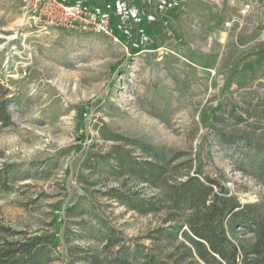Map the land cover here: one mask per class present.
I'll list each match as a JSON object with an SVG mask.
<instances>
[{"label":"rangeland","instance_id":"374dc122","mask_svg":"<svg viewBox=\"0 0 264 264\" xmlns=\"http://www.w3.org/2000/svg\"><path fill=\"white\" fill-rule=\"evenodd\" d=\"M134 2L144 13L122 22L129 33L118 42L38 30L26 21L25 0H0V101L12 120L0 124V228L10 230L0 229V244L55 235L52 264H84L87 252L109 257L111 233L151 246L145 238L164 215L130 211L106 195L121 179L87 167L117 145L140 155L132 140L187 152L264 218L263 182L237 170L250 147L264 150V0ZM125 189L161 196L133 180ZM226 226L232 243L251 242L247 228L231 219Z\"/></svg>","mask_w":264,"mask_h":264},{"label":"trees","instance_id":"16d2710c","mask_svg":"<svg viewBox=\"0 0 264 264\" xmlns=\"http://www.w3.org/2000/svg\"><path fill=\"white\" fill-rule=\"evenodd\" d=\"M217 117L216 113L212 115L213 127ZM0 124L5 127L12 124L5 100L0 101ZM218 135L221 141L234 143L233 137L223 131L219 130ZM129 145L140 155L117 145L108 154L88 161L87 167L121 179L120 186L109 189L106 195L137 214H163V226L146 236L151 246L127 245L111 233L103 248L111 256L102 258L98 253L87 252L80 258L82 263L264 264V218L250 213L252 206H242L222 182L205 175L200 166L196 168V160L187 152L167 153L163 148L138 140H132ZM250 149L252 153L241 160L237 170L247 173L251 169L264 184V150L255 146ZM127 180L156 188L161 196L144 198L126 191ZM4 183L0 175V187ZM75 213L74 208L68 210L69 216ZM230 219L253 235L248 245L231 242L226 226ZM0 229L10 233L6 228ZM17 235L21 234H11ZM57 249L55 235L2 240L0 264H52Z\"/></svg>","mask_w":264,"mask_h":264},{"label":"built area","instance_id":"2783aa9c","mask_svg":"<svg viewBox=\"0 0 264 264\" xmlns=\"http://www.w3.org/2000/svg\"><path fill=\"white\" fill-rule=\"evenodd\" d=\"M133 3L134 0H25L24 15L27 23L38 30L56 28L103 34L120 42L123 34L129 33L122 22L144 13ZM247 9L249 4L244 13Z\"/></svg>","mask_w":264,"mask_h":264},{"label":"bare ground","instance_id":"6f19581e","mask_svg":"<svg viewBox=\"0 0 264 264\" xmlns=\"http://www.w3.org/2000/svg\"><path fill=\"white\" fill-rule=\"evenodd\" d=\"M9 40H12V38H9Z\"/></svg>","mask_w":264,"mask_h":264}]
</instances>
